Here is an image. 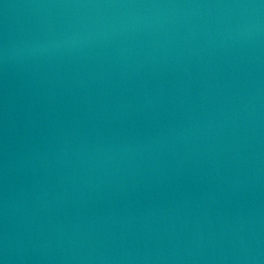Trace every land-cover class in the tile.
Wrapping results in <instances>:
<instances>
[{"label":"water","instance_id":"1","mask_svg":"<svg viewBox=\"0 0 264 264\" xmlns=\"http://www.w3.org/2000/svg\"><path fill=\"white\" fill-rule=\"evenodd\" d=\"M0 264H264V0H0Z\"/></svg>","mask_w":264,"mask_h":264}]
</instances>
